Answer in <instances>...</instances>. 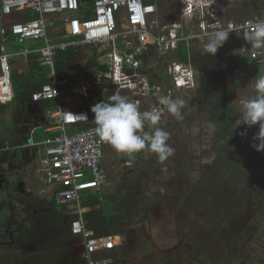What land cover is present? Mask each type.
Masks as SVG:
<instances>
[{"label":"built area","instance_id":"built-area-1","mask_svg":"<svg viewBox=\"0 0 264 264\" xmlns=\"http://www.w3.org/2000/svg\"><path fill=\"white\" fill-rule=\"evenodd\" d=\"M264 3V0H262ZM159 0H0V15L11 16L23 11L37 14L0 25V101L13 98L12 60L17 55L38 54L39 66L47 69V82L31 91L34 102L51 101L42 108L43 134L35 137L30 130L29 143L39 150L37 175L42 191L49 198L66 205L76 216L69 224L73 236L81 239L80 256L84 264H110L119 235L98 236L87 228L83 205L88 192L101 191L107 185L105 145L94 135L95 123L87 102V90L94 83H104L102 99L114 93L135 103L141 112L157 108L161 96L178 91L186 94L198 86L199 68L192 52L196 44L207 42L205 33L229 29V36L241 38L248 51L249 63L264 67V49H253L247 42L252 22L264 18L257 9L246 19L225 16L223 0H177V18L163 21L158 11ZM252 16L255 17L252 19ZM40 40L34 48L11 51L9 42ZM109 44L106 69L98 66L84 69L81 77L60 76L55 67L58 51L83 49ZM186 52L179 57V47ZM203 54V50L201 53ZM166 59V63L163 62ZM161 73H156V70ZM197 88V87H196ZM72 92L79 100L65 95ZM156 102L148 105V102ZM44 123H47L44 125ZM5 142L3 147H9Z\"/></svg>","mask_w":264,"mask_h":264},{"label":"rangeland","instance_id":"rangeland-1","mask_svg":"<svg viewBox=\"0 0 264 264\" xmlns=\"http://www.w3.org/2000/svg\"><path fill=\"white\" fill-rule=\"evenodd\" d=\"M176 1L171 0L169 4L167 0H159L158 11L163 21L170 22L177 18ZM242 2L241 0L240 4ZM167 5L170 8L167 9ZM261 6L255 5L257 9ZM239 8L240 5H234L233 8L228 6V9L237 11L238 14L233 16L237 21L246 18L245 12ZM15 20L16 14H13L5 18L3 24L7 25ZM37 41L40 40L22 39L15 40L14 44L21 46L18 50H22L37 47L41 44V41ZM204 45L205 43L196 44L195 52L201 53L203 50L204 53ZM246 48L241 38L229 36L216 54H234L241 60L238 82L229 94L227 106L232 111L230 128L246 145L257 150L262 143L257 138L259 124L251 127L237 125L241 101L254 97L252 85L256 78L264 75L263 66H253L247 58H243L242 55L246 56L248 53ZM163 62L166 63V59ZM156 73L161 71L157 69ZM198 73L200 75V70ZM196 87L191 93L178 91L171 96L185 102L182 119H176L167 111L161 115L157 127L169 133L168 143L175 150L163 163L147 150L138 155L126 154L115 151L108 143L105 145L103 159L108 183L101 188V192L113 197L121 191L125 178L132 172L143 174L141 183L144 187L143 192L139 193L140 202L135 204L139 206L136 209L126 207L123 212L127 220L131 221V244L122 252L117 247L114 256L120 261L110 264H264V149L257 150L262 159L256 160L246 156V148L238 149L227 140V146L233 151V157L230 158L238 169L235 171H241L243 175L232 172L228 174L224 166L214 164L216 143L209 119L213 113L208 105L211 90L208 86L204 87L202 94L198 93V86ZM71 95L73 93L69 92L65 97ZM147 104L153 106L156 102ZM91 109L92 107L89 110L94 119ZM7 119L10 122L5 119V124H2V117L0 118V138H13L10 134L13 133L15 121ZM35 130L38 139L43 129L37 127ZM145 131L151 132L153 129L149 127ZM38 156L37 151L35 161ZM239 156L244 158L237 161ZM164 168L167 169L166 172L162 171ZM37 169L32 163L24 174L21 173L29 188L27 190L41 200L51 199L48 197L49 191H42ZM223 193L225 198L218 197ZM16 203L6 199L1 208L0 264H34V261L38 264H82L81 239L66 237L54 225V215L50 214L45 205L43 210H39L38 236L22 245L21 250H14L11 246L13 234L26 220ZM215 216L224 219L206 237L210 230V225L206 222L216 220L210 219ZM233 245L238 250H230V258H227V249ZM61 247L63 250L60 249L62 252L57 256L60 252L56 249ZM52 250L57 255L52 256Z\"/></svg>","mask_w":264,"mask_h":264},{"label":"trees","instance_id":"trees-1","mask_svg":"<svg viewBox=\"0 0 264 264\" xmlns=\"http://www.w3.org/2000/svg\"><path fill=\"white\" fill-rule=\"evenodd\" d=\"M170 4L171 0H167ZM248 2L247 7L252 8L255 5H264L262 0H246ZM262 3V4H261ZM174 3L172 2V5ZM170 5H167L166 8H170ZM243 9V2L240 4V8ZM175 11L178 12V5L176 3ZM27 14L28 18H34L37 16L33 11H23L20 13L16 20L24 19ZM226 14V13H225ZM175 20V19H171ZM40 43V41H37ZM22 48L21 46H16V49ZM80 51V49H78ZM77 50L68 49L65 51H58L55 57V67L57 73L60 76L71 77L72 82L78 80L81 77V72L84 69L91 68L92 66H98L100 69H106V66L101 65L97 60L88 61L86 64L76 65L69 59V55ZM185 48L183 45L179 47V57L183 58L185 55ZM28 62V71L25 75L16 74L12 75L13 80V89L15 93V99L17 98L21 101L22 105L30 108H40V114H42V108L51 104L52 102L43 101V102H34L30 98L31 91L36 89L41 83L47 82L48 78L46 77L47 69L41 67L38 64L36 52L30 53ZM193 62L196 67L200 70V78L198 84V93L203 94V88L210 87V103L208 104L212 109V116L209 117L212 125L215 126V131H213L214 142L216 143V148L214 150L215 157L213 159L214 164L224 166L228 174L232 172L236 174L243 173L236 168V164L233 163L230 157H233V151L230 149V146H227L226 141L235 145L238 149L246 148V156L254 157L256 160H261L262 156L255 148L248 146L240 138L239 135H234L231 130V114L232 111L228 106L229 94L238 82L237 76L239 75V65L241 63L240 58L234 54H226L215 56H210L206 51L201 55L196 52H192ZM253 66L256 65L252 63ZM109 98L108 95L103 96L102 101H107ZM229 108L227 113H224L226 109ZM38 114V118L41 119L42 116ZM47 123H44L46 125ZM33 125H27L26 127H18L13 131V138L15 144H21L27 138L28 133L32 129ZM26 128V130H25ZM49 134V133H43ZM36 137V136H35ZM5 140V139H4ZM4 142V141H3ZM244 157L239 156L237 161L242 160ZM206 166H204L205 168ZM206 169V168H205ZM128 174V173H127ZM142 173H129L128 177L125 178L123 182V187L119 193H115L113 197L110 194H104L101 191H92L88 192L86 198L83 200V205L87 206L89 209L83 213V218L87 228L91 229L95 235L98 236H107V235H116L119 234L123 242L119 246L120 251L122 252L124 248L131 244V229L129 225L131 221L127 220V217L123 215L124 209L129 207L130 209H136L139 205H135L140 202V192H143ZM224 196L225 193L220 194L218 197ZM144 199V196L143 198ZM33 202L39 201L42 205H45L49 208L50 214L54 215V225L58 227L61 232L66 235V237L71 236L70 222L76 215L69 212L70 209L63 204H58L53 198L38 200L34 197ZM106 204V207H104ZM52 211V212H51ZM46 215L47 213L44 212ZM67 214V215H66ZM40 214L32 215L25 218L26 220L18 227L16 232L13 234V243L12 248L14 250H21L22 245L30 242L32 238L38 236L39 226L37 224ZM224 216V215H223ZM210 219H216L213 221H207L210 225V230L207 231L206 237L212 234L219 226L224 218L217 216ZM232 248V249H231ZM237 249L234 245L227 249V258H230V250ZM117 249L115 248V251ZM238 250V249H237ZM113 254V253H112ZM57 255V253L52 250V256ZM47 256H49L47 254ZM113 262H116L115 259Z\"/></svg>","mask_w":264,"mask_h":264},{"label":"clouds","instance_id":"clouds-1","mask_svg":"<svg viewBox=\"0 0 264 264\" xmlns=\"http://www.w3.org/2000/svg\"><path fill=\"white\" fill-rule=\"evenodd\" d=\"M229 29H218L205 33L207 42L204 45L206 53L215 56L218 49L223 46L229 37ZM247 42L253 49H264V18L251 23ZM255 95L252 98L241 101L240 115L237 125L243 124L248 127L259 124L257 138L262 141L257 150L264 149V75L255 79L252 85ZM184 100L170 96H161L159 104L175 117L182 119ZM91 111L94 113V135L101 141L111 145L120 153L134 154L147 150L156 155L159 162L163 163L174 154V148L169 143V133L157 127L161 121V111L152 108L150 111L141 112L137 105L119 93L109 97V101L95 104ZM34 127V125H33ZM32 127V128H33ZM151 127L153 131H145ZM215 131V126H210ZM30 133V132H29ZM27 135L23 143L12 145H24L30 141ZM9 143V142H8ZM162 171L166 172L164 168Z\"/></svg>","mask_w":264,"mask_h":264},{"label":"flooded vegetation","instance_id":"flooded-vegetation-1","mask_svg":"<svg viewBox=\"0 0 264 264\" xmlns=\"http://www.w3.org/2000/svg\"><path fill=\"white\" fill-rule=\"evenodd\" d=\"M90 49L97 51L99 47H90ZM108 53L109 50L104 49L101 54L108 55ZM98 56L99 54L94 52L89 56L86 63L88 61L97 60ZM104 60L106 64L101 65L107 66L108 61H106V57ZM108 101L109 98L105 102ZM30 122H32V119H30ZM27 125L22 127H26ZM1 146L3 145H0V209L4 206V200L6 201L7 199L9 202H17L16 206L20 207L25 215V218L37 215L39 210L44 209V205H42L39 201L33 202L32 199L34 197L38 200L40 199L37 195H33L30 190H27L29 188L26 185L27 183L24 182V177L21 176V173L24 174L27 167H29V165L31 166L32 163L35 168H38V160L35 161V159L37 158V151L39 152V150L31 145L23 144L12 145V143H9V147L6 148H2ZM44 199L46 198H43V200ZM0 213L3 214L2 209L0 210Z\"/></svg>","mask_w":264,"mask_h":264},{"label":"crops","instance_id":"crops-1","mask_svg":"<svg viewBox=\"0 0 264 264\" xmlns=\"http://www.w3.org/2000/svg\"><path fill=\"white\" fill-rule=\"evenodd\" d=\"M223 1L225 2L224 6L226 8L225 16L227 18H233V16L236 15L237 11L235 9H228V6H231V8H233L234 5H238L239 6L241 0H223ZM242 1H243V9H239V10H243L245 12L246 18L248 16H250L252 13H254V11H257L255 6H253L252 8H249V7H247L248 2H246V0H242ZM246 9L249 10V11L247 12ZM259 9H263L262 6ZM18 15H19V13H16V17ZM8 17H10V16H8ZM5 18H7V17H4V16L0 15V19H1L0 20V25L3 24V21H4ZM246 18H244V19H246ZM100 46H102V45H100ZM8 48L11 51H20V50L16 49V45L14 44V42H9ZM87 48H90V47H87ZM83 49H80V51H78V49H76L78 52H74L73 54L71 53L69 55V59L72 60V56H74L77 53H80ZM31 53H33V52H31ZM101 53L102 52H99L97 54L101 55ZM28 55L26 57H24L23 55L19 54V55H17L15 57V59L12 60V66H13V69H12V72H11V86H12V89H13L12 75L13 74L14 75H16V74L17 75L18 74L25 75L27 73V71H28V62H29V56ZM86 61H84L85 63H83V62L82 63H77V62L74 63V61L72 60V62L74 64H76V65L86 64ZM18 65H21V67H18ZM14 92L15 91L13 89V98L12 99H9V100H6V101H0V118L2 117V120H1L2 124H5V119L8 120L7 118H10V120H14L15 121V125L13 126V131H14V129L16 130L18 127L25 126L27 124L28 125H34V127H36L35 125H37L39 127L44 122V119H43L44 117L42 116V114H40L41 109L40 108H38V109L30 108L29 109L27 106L22 105L21 101H19L17 98L15 100V93ZM68 98L70 100H74V101H81V100L78 99L79 97L77 95L70 96ZM15 101H17V102H15ZM38 114H40V116H42L41 119L38 118V116H39ZM30 119H32V122H30ZM10 126H11V124H10ZM6 128L4 127V129H6ZM12 134L13 133H11L10 135L12 136ZM1 141H4V142L2 143ZM13 141H15V140L12 137H10V138H0V145L1 144L5 145V142L13 143ZM1 147L4 148L3 146H1ZM35 148L38 149L37 147H35ZM116 235H119V234H116ZM71 237H76L77 239L80 240V237H78V236L71 235ZM121 242H122V238L119 235V242H118V244L115 247L116 249H117V247H119L122 244ZM60 249H62V247L59 248V249H56V250H58L60 252L57 256H59L61 254V252H62V251H60ZM112 253H113V258L115 259V256H114V254L116 253L115 249H113ZM80 261L82 262V264H84V260L83 259L80 260ZM115 261L116 262H112V263H118L120 261V259L116 258ZM23 264H25V263H23ZM34 264H38V263L36 261H34Z\"/></svg>","mask_w":264,"mask_h":264},{"label":"water","instance_id":"water-1","mask_svg":"<svg viewBox=\"0 0 264 264\" xmlns=\"http://www.w3.org/2000/svg\"><path fill=\"white\" fill-rule=\"evenodd\" d=\"M257 9V8H256ZM255 17H252V19H254ZM108 47L110 48V45L109 44H104L102 46L99 47V49L97 51H94L90 48H84L80 53H77L75 54L74 56H72V60L77 63H82L84 61H86L89 56L91 54H93L94 52H103L104 49H108ZM106 57V61H108L109 57L108 55H105V54H101L97 57V61L100 63V64H106L104 58ZM104 89V83L101 82V83H94L88 90H87V102L89 104H97L99 102H102V91ZM37 126V125H35ZM26 139V138H25ZM27 140V139H26ZM143 152L140 151L138 153H134V154H141Z\"/></svg>","mask_w":264,"mask_h":264}]
</instances>
